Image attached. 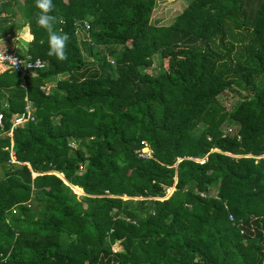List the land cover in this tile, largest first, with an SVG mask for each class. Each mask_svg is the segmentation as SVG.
I'll list each match as a JSON object with an SVG mask.
<instances>
[{
  "label": "trees",
  "instance_id": "1",
  "mask_svg": "<svg viewBox=\"0 0 264 264\" xmlns=\"http://www.w3.org/2000/svg\"><path fill=\"white\" fill-rule=\"evenodd\" d=\"M158 4L53 0L61 61L35 0H0V39L28 26L46 62L0 72V264H264V0Z\"/></svg>",
  "mask_w": 264,
  "mask_h": 264
},
{
  "label": "built area",
  "instance_id": "2",
  "mask_svg": "<svg viewBox=\"0 0 264 264\" xmlns=\"http://www.w3.org/2000/svg\"><path fill=\"white\" fill-rule=\"evenodd\" d=\"M82 26L84 29H89V27H90L89 23L87 22V25H86L84 23V21H83ZM29 38L31 39V36H29ZM3 50H4V48L0 47V51H3ZM6 55H9V56L16 58L18 63H17V67H14V66L9 65L8 62L5 61L4 66H3L4 69H11V70L19 73L21 75V77L35 75L36 71L38 69H42L46 66L45 60H43L41 58H33L28 53L21 54V53H18L16 51H13V50L6 48ZM19 61H21L22 64L19 63ZM38 61H39V63H37ZM29 65H31V66L28 67ZM41 89L44 90L46 93H48L51 89V86L49 84H46L44 86H41ZM34 119H35V114H34L33 103L31 100H27V103H26L23 111L20 112L19 114H16L12 118L11 129L9 131H7L5 134L12 138V135H13L12 134V128L15 125L22 124V123H25L27 121H33ZM3 124H4V114L0 110V128L3 127ZM229 131H230V129H229ZM141 144L142 145L135 150V153L137 154V156L139 158H142V159L154 158L153 149L147 143V141H142ZM9 153H10V159L8 160V162L10 164L18 163V161L16 160L15 155H14V149H13L12 141H11V144L9 146Z\"/></svg>",
  "mask_w": 264,
  "mask_h": 264
},
{
  "label": "clouds",
  "instance_id": "3",
  "mask_svg": "<svg viewBox=\"0 0 264 264\" xmlns=\"http://www.w3.org/2000/svg\"><path fill=\"white\" fill-rule=\"evenodd\" d=\"M35 7L38 9L36 23L39 27L46 30L48 34V55L55 56L61 61L66 60V48L70 37L67 33H64L62 29H56L57 24H63L65 22L64 18L62 16H55L51 14L54 11L53 0H35ZM84 23L87 25V20H85ZM0 43H3L5 46L3 40H0ZM5 61H7L9 65L17 67V59L6 55V46L4 47L3 51H0V67L4 66ZM19 63L22 64L21 61H19ZM37 63H39V61ZM30 66L31 65L28 67Z\"/></svg>",
  "mask_w": 264,
  "mask_h": 264
},
{
  "label": "rangeland",
  "instance_id": "4",
  "mask_svg": "<svg viewBox=\"0 0 264 264\" xmlns=\"http://www.w3.org/2000/svg\"><path fill=\"white\" fill-rule=\"evenodd\" d=\"M161 2L162 3L159 2V4L156 6V9H154L152 20L155 21L157 19L159 24H167L170 21H172V18L178 13V10H177L178 5L179 6H183V3L181 1H179V0H161ZM17 43H19V44L21 43L20 46H19V44H13V46H14L13 49H15V50L19 49V53H22L21 50H23V48L26 46V43L23 42V41L17 42ZM96 47H99V45H96ZM99 48H100V51H101L102 54H106L107 50L104 49L103 46H101ZM109 60H111L110 57H109ZM155 63L157 64L156 59L154 61V64ZM163 63H165V65H163ZM166 65H167V61L164 60V61L161 62L160 67L162 68V66H166ZM178 66H179V64H178ZM58 77L63 79L64 77H67V73L61 74ZM49 85L51 86L53 84H49ZM237 99H238V97L236 95H234L229 90L225 91V92H223L222 94L219 95V100L228 109L233 106V104L237 101ZM231 125L232 124L227 123L226 125L223 126L224 133H226V131L228 132L229 129L232 128ZM73 191L76 194L80 195V193H77L74 189H73ZM170 192H172V189L168 190L167 194H169ZM212 195H216V191H213ZM124 198H127V197L124 196Z\"/></svg>",
  "mask_w": 264,
  "mask_h": 264
},
{
  "label": "crops",
  "instance_id": "5",
  "mask_svg": "<svg viewBox=\"0 0 264 264\" xmlns=\"http://www.w3.org/2000/svg\"><path fill=\"white\" fill-rule=\"evenodd\" d=\"M179 1H181L182 3H183V6H184V4H186V3H184L183 2V0H179ZM159 2L160 3H162L161 2V0H159ZM183 6H179L178 5V7H177V10H178V13L179 12H181L182 11V9H183ZM177 13V14H178ZM29 36H30V32H29V27L28 26H25L24 28H23V30H21L20 32H16L15 34H12V35H10V36H8V37H4V38H2V39H0V40H3L4 41V43H5V46H6V48L7 49H10V50H13V51H16V52H19V49H13V44H19V43H17V42H21V41H23V42H25L26 43V46L23 48V50H21L22 51V53L24 54V53H26V50H27V44H28V41H30L31 39L29 38ZM21 44V43H20ZM20 44H19V46H20ZM4 46V44L3 43H0V47L1 48H4L5 47ZM21 49V48H20ZM4 69V67H0V72L2 71ZM34 107V106H33ZM34 111H35V108H34ZM58 173V172H57ZM58 174H61V173H58ZM62 175V174H61ZM63 176V175H62ZM61 177V176H60ZM62 179H63V181H64V183H66L65 181H67V180H64L65 178L64 177H61ZM67 184V183H66ZM68 185V184H67ZM75 187H77V186H75Z\"/></svg>",
  "mask_w": 264,
  "mask_h": 264
},
{
  "label": "water",
  "instance_id": "6",
  "mask_svg": "<svg viewBox=\"0 0 264 264\" xmlns=\"http://www.w3.org/2000/svg\"><path fill=\"white\" fill-rule=\"evenodd\" d=\"M183 2L184 3H186L187 2V0H183ZM248 156H252V155H248ZM52 172H54V173H56L57 175H59L57 172H55V171H52ZM34 175H35V173H34ZM64 180H66V179H64ZM72 189H74L73 187H75L74 185H71L68 181H65ZM83 191V190H82ZM82 194H85L84 192H82ZM169 194H171V192L169 193ZM168 194V195H169Z\"/></svg>",
  "mask_w": 264,
  "mask_h": 264
}]
</instances>
